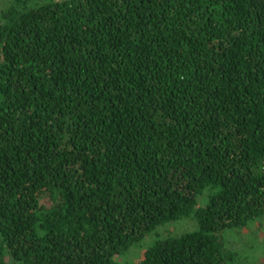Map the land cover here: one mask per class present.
<instances>
[{
	"label": "trees",
	"instance_id": "1",
	"mask_svg": "<svg viewBox=\"0 0 264 264\" xmlns=\"http://www.w3.org/2000/svg\"><path fill=\"white\" fill-rule=\"evenodd\" d=\"M262 222L264 0H0V264H235Z\"/></svg>",
	"mask_w": 264,
	"mask_h": 264
},
{
	"label": "rangeland",
	"instance_id": "2",
	"mask_svg": "<svg viewBox=\"0 0 264 264\" xmlns=\"http://www.w3.org/2000/svg\"><path fill=\"white\" fill-rule=\"evenodd\" d=\"M159 227L156 231L160 236L175 235L186 228H192L190 221L180 219L177 221L169 222ZM234 231H226L224 236L225 240L229 242L232 249L237 250L239 256L238 262L235 264H261L264 263V222L253 223L246 230H241L239 233L234 234ZM156 234L148 237L146 242L142 245H135L130 250L125 252L119 260L124 263L135 262L141 255L143 245L149 243L148 240L153 239Z\"/></svg>",
	"mask_w": 264,
	"mask_h": 264
}]
</instances>
